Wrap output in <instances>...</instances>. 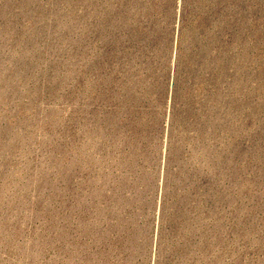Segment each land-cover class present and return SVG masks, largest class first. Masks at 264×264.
I'll return each mask as SVG.
<instances>
[{
  "label": "rangeland",
  "instance_id": "obj_1",
  "mask_svg": "<svg viewBox=\"0 0 264 264\" xmlns=\"http://www.w3.org/2000/svg\"><path fill=\"white\" fill-rule=\"evenodd\" d=\"M0 264H264V0H0Z\"/></svg>",
  "mask_w": 264,
  "mask_h": 264
}]
</instances>
